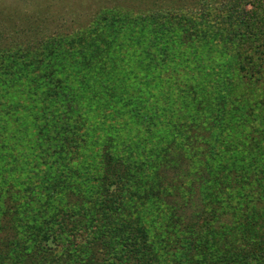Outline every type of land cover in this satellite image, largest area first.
<instances>
[{
	"label": "rangeland",
	"instance_id": "obj_1",
	"mask_svg": "<svg viewBox=\"0 0 264 264\" xmlns=\"http://www.w3.org/2000/svg\"><path fill=\"white\" fill-rule=\"evenodd\" d=\"M260 4L259 0H0V53L3 56L9 51L10 55L16 57L25 54L56 56L63 51L76 53V66L81 75L76 81H82L86 87L89 85L95 102L104 103L110 108L108 112L115 109L120 116L128 118L131 126L133 123L130 120L133 119L129 117L130 108H124V101H120V98L125 95L136 98L139 95L138 88L134 87L132 90L131 87L134 79L130 76L129 79L123 77L132 70L137 78L142 74L149 75V79L153 74L158 75L154 82L160 88L151 91L152 97L149 100L156 95L155 92H164L166 101L177 99L178 90L175 86L178 84L193 83L197 87L206 88L204 90H212L209 87L224 80V75L240 77V67L247 74L255 73L258 69L264 70V38L259 42L260 46L252 49L250 45L241 46L239 42L229 43L232 35L240 37L249 33L252 37L253 34L258 36L260 31L264 33V25L254 24L249 30L246 25H242L245 21L241 20L249 16L250 22L251 18L252 22L257 18L264 21V6L258 12ZM195 49L208 55L215 50L213 59L199 61L203 67L200 66L201 69L192 77L184 74L172 77V51L183 53L195 62L188 55L190 52L194 53ZM159 50L168 53L167 59L158 57ZM50 63L55 64L54 69L59 75L63 62ZM1 65L0 89L5 92L8 90L2 93L3 100L9 105L23 104L16 107L15 115L29 112L24 104H32V94L27 92L32 87L27 88V79L14 80L15 77L9 75L11 71H7L5 64ZM66 68L70 70L71 67ZM33 76L30 73V78ZM138 82L136 87L143 88V80ZM125 90L130 94L122 93ZM258 94L259 91L254 88L249 96L245 95L247 103L254 108H259L262 104ZM142 99L147 97L142 96ZM112 102L118 103L108 106ZM141 113L146 114L148 125H144V128L147 134L140 126L137 127V132L141 131L144 139L122 129L119 120L116 122L118 137L111 136L117 142L115 149H120L116 153L123 155V158L124 146L129 147L136 140L145 142H140L138 149L147 145L153 151L152 148L158 143L161 151L162 147L167 146L163 138L172 130V124L168 122L172 119V113L166 112L168 121H164L159 116L160 112L157 113L152 108L142 110ZM216 113L213 116L218 115ZM261 113L263 117L252 113L243 116L240 111L231 113L236 119L247 123L243 122L246 126L230 131L228 122L232 117L225 116L226 127L222 132L218 130L221 132L217 135L220 139L211 140L198 149L199 141L191 142V156L177 165L182 168V184L190 182L189 187L194 193L189 196L188 212L191 215L199 214V222L194 228L201 233L195 237L202 253L197 258H189L192 264H264V111ZM100 120L95 119L96 122ZM144 120L140 118V121ZM107 123H110V128H106ZM210 123L216 130L223 121L216 116V120H210ZM113 124L114 118H110L101 128H106L107 132V129L113 128ZM100 137L104 138V134ZM46 143H51L52 149L57 144L49 141ZM39 149L31 146L26 155L17 153L19 157L16 168L20 169L17 181L28 188V198H35L37 195L46 198L50 193L48 196L54 200L55 194L52 192L58 180L75 181L82 176V165L78 164L73 168L79 161L65 165L54 156L44 159L43 152ZM15 154L16 152L14 156ZM85 156H90V153L87 152ZM141 156L139 159H144ZM134 157L135 154H129L128 158ZM165 158L168 165L163 167V173L169 177L166 179L168 185H172V148ZM81 159L78 156V160ZM139 159L136 158L138 161ZM188 169L191 173H187ZM33 171H38L39 175ZM93 171L87 166L83 169V173L86 172L89 178H93ZM79 185L85 186L82 182ZM86 186L81 188L84 192L82 200H86L85 196H88L90 202H93V192ZM198 186L203 187V195L197 193ZM79 202L75 200L67 205L65 201V212H71L72 208L78 211L75 206ZM163 218L164 215L159 214L156 209H149L145 216V229L155 242L160 240L157 235L162 231L160 227L164 226ZM74 220L81 219L77 216ZM68 224L70 226L69 222ZM46 228L43 225L38 230L41 235L30 239H37L38 242L43 238L45 244H50L53 236L46 234L44 237L43 231ZM87 234L89 231L82 230L81 227L73 236L78 247L84 245ZM56 245L57 248L62 247L60 244ZM40 247L44 248L45 245ZM192 255L195 256L196 253ZM171 259L169 264H190L188 260L184 263L180 256Z\"/></svg>",
	"mask_w": 264,
	"mask_h": 264
},
{
	"label": "trees",
	"instance_id": "obj_2",
	"mask_svg": "<svg viewBox=\"0 0 264 264\" xmlns=\"http://www.w3.org/2000/svg\"><path fill=\"white\" fill-rule=\"evenodd\" d=\"M259 1L261 4L258 12L264 6V0ZM248 17L241 20L245 21L242 25H246L249 30L254 24L264 25L262 19L257 18L252 22L251 18L250 22ZM240 37L232 35L229 43L239 42L241 46L250 45L252 49L260 46L258 44L264 38V33L260 31L258 36L253 34L251 37L248 33ZM159 51L158 57L167 59L168 53ZM212 52L214 54L215 50ZM10 53L6 51L3 56L0 53V67L5 64L7 71H11L9 75L15 77L14 80L27 79V88L32 87L27 92L32 94L33 100L30 106L24 104L29 112L15 115L16 107L23 104L9 105L2 96L8 90L5 92L0 89V264H169L172 262L171 257L175 256H180L184 263L189 258H197L202 253L195 237L201 233L194 228L199 222V214L191 215L188 212L189 196L194 193L189 187L190 182L182 184V168L177 165L191 156V142L199 141L198 149L211 140L220 139L217 135L226 127L225 116L232 117L228 122L229 131L242 128L247 123L243 120V124L242 119H236L231 114L233 112L240 111L243 116L252 113L263 117L264 70L258 69L255 73L247 74L240 67V77L224 75V80L209 87L212 90H204L206 88L197 87L193 83L178 84L175 86L178 90L177 99L172 101L164 99V92H155L156 95L149 100L152 97L151 91L160 88L154 82L158 75L153 74L149 79V75L142 74L137 78L132 70L123 77L129 79L130 76L134 79L131 87L132 90L134 87L138 88L139 95L136 98L128 95L120 98V101H124V108H130L129 117L133 119L130 120L133 124L129 126L128 118L120 116L115 109L108 112L110 108L104 103L94 101L89 85L86 87L82 81H76L81 77L76 66V53L63 51L56 56L50 54L45 57L39 54L16 57ZM213 54L208 55L195 49L194 53L188 54L195 60L193 62L183 53L172 51V77L179 74L194 76L203 67L199 61H210ZM54 61L63 62L60 76L54 69L55 64L50 63ZM68 66L71 67L70 70L66 68ZM30 73L34 75L31 78ZM138 80H143V88L136 87ZM254 88L259 91L258 98L262 99L259 108L247 103L246 96ZM128 90L122 93L130 94ZM202 90L204 91L200 92ZM142 96L147 99H142ZM116 103L118 102H112L108 106ZM104 107L106 110H102ZM147 108L160 112L159 116L164 121H168L166 112L172 113V119L169 117L168 121L172 124V130L163 138L167 146L162 147L161 151L158 143L152 148L153 151L147 145L138 149L141 141L136 140L131 146H124L123 158V155L116 153L120 149H115L117 142L111 136L118 137L116 122L119 120L122 129L142 138L143 134L141 131L137 132V127L140 126L147 134L144 128V125H148L146 114L141 113ZM214 113L223 121L216 130L210 123V120H216ZM141 117L145 120L140 121ZM98 118L101 120L96 122L95 119ZM110 118H114L113 128L106 132L110 123H107L106 128L101 126ZM102 134L104 138L101 139ZM144 138L145 136L142 139ZM47 141L57 144L52 149V144L46 143ZM31 146L40 148L44 159L54 156L65 165L79 161L73 168L78 164L82 165V176L75 181L58 180L55 188L53 187L54 200L48 196L50 193L46 198L40 194L35 198H28V188L17 181L20 169L16 166L19 157L17 153L26 155ZM44 147L47 149H43ZM170 148L172 185H168L166 179L169 177L163 173V167L168 165L165 155ZM87 152L90 156H85ZM129 154H135V157L128 158ZM139 154L144 159H139ZM78 156L82 159L78 160ZM189 164L191 166L190 161ZM86 166L94 170L93 178L87 177L86 172L83 173ZM33 173L39 175L38 171ZM187 173H191L189 169ZM81 182L85 186L91 184L86 188L93 192V202H90L88 196H85L86 200H82L84 192L81 188L85 186L79 185ZM203 190L200 186L197 193L202 194ZM43 199L46 201L43 202ZM75 200L80 201L75 206L78 211L72 208L71 212H65L67 206L63 203L67 201V205H70ZM149 209H156L159 214L164 215V226L160 227L162 231L157 235L160 237L158 242H155L144 226ZM77 216L81 219L78 222L74 220ZM43 225L47 226L43 231L44 237L46 234L53 236L50 244H45L43 238L38 242L37 239H30L41 235L38 230ZM81 227L82 230L89 231V234L86 235L84 245L78 247L73 236ZM42 244L46 248H41ZM56 244L62 247L57 248ZM194 253L195 256L192 255Z\"/></svg>",
	"mask_w": 264,
	"mask_h": 264
}]
</instances>
